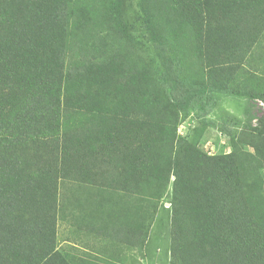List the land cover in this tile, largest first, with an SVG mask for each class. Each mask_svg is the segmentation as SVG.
I'll return each mask as SVG.
<instances>
[{
	"label": "trees",
	"instance_id": "obj_1",
	"mask_svg": "<svg viewBox=\"0 0 264 264\" xmlns=\"http://www.w3.org/2000/svg\"><path fill=\"white\" fill-rule=\"evenodd\" d=\"M214 94L264 107V0H0V264H98L57 248L62 181L122 193L127 246L166 196L172 264H264V108L227 154L177 134Z\"/></svg>",
	"mask_w": 264,
	"mask_h": 264
},
{
	"label": "rangeland",
	"instance_id": "obj_2",
	"mask_svg": "<svg viewBox=\"0 0 264 264\" xmlns=\"http://www.w3.org/2000/svg\"><path fill=\"white\" fill-rule=\"evenodd\" d=\"M127 15L129 25L122 26L121 22L120 25L129 31L130 37L140 38V26L131 15ZM263 108L258 100L247 102L236 96L214 94L212 105L204 117L196 119L193 115L188 116L178 126L177 134L191 139L195 135L194 131L201 129L198 141L201 151L208 155L227 154L231 151L233 133L238 134L246 127H253ZM223 123L231 128L228 135L217 129ZM241 151L253 153L247 145ZM262 176L264 179L263 172ZM103 191L75 181L59 183L57 201L62 212L57 218L59 252L67 257H87L98 264H172L168 197L160 201L146 243L138 250L127 246L121 236L122 210L120 205L115 204L118 199L122 202L127 201V198L118 193L117 198L109 201L108 190Z\"/></svg>",
	"mask_w": 264,
	"mask_h": 264
}]
</instances>
